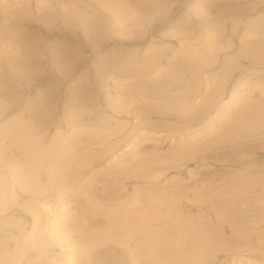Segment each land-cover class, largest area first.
<instances>
[{
    "label": "rangeland",
    "instance_id": "374dc122",
    "mask_svg": "<svg viewBox=\"0 0 264 264\" xmlns=\"http://www.w3.org/2000/svg\"><path fill=\"white\" fill-rule=\"evenodd\" d=\"M7 1L0 264H264V0Z\"/></svg>",
    "mask_w": 264,
    "mask_h": 264
},
{
    "label": "bare ground",
    "instance_id": "6f19581e",
    "mask_svg": "<svg viewBox=\"0 0 264 264\" xmlns=\"http://www.w3.org/2000/svg\"><path fill=\"white\" fill-rule=\"evenodd\" d=\"M20 1H21V0H20ZM22 1H23V2H22ZM22 1H21V2H22L23 4L27 3V4L29 5V3H28V2H30L29 0H28L27 2H25L26 0H25V1L22 0ZM69 1H70V0H69ZM75 1H76V0H75ZM5 2H6V1H5ZM7 2H9V1H7ZM10 2H12V1L10 0ZM10 2H9V4H10ZM14 2H15V1H14ZM24 2H25V3H24ZM72 2H74V0H72ZM72 2H71V3H72ZM15 3H17V2H15ZM15 3H14V4H15ZM32 3H33V2H32ZM74 3H75V2H74ZM77 3H78V2H76L75 4H77ZM79 3H80V2H79ZM5 4H6V3H5ZM20 4H21V3H20ZM27 4H26V5H27ZM67 4H68V3H67ZM67 4H66V9L68 8V7H67V6H68ZM16 5H17V4H16ZM34 5H37V6L39 7L38 2H37V4H34ZM40 5H42V4H40ZM71 5H72V4H71ZM80 5H81V4H80ZM9 6H10V5H9ZM13 6H14V5H13ZM62 6L64 7V5H62ZM72 6H73V5H72ZM83 6H84V5H83ZM10 7H11V6H10ZM19 7H20V5H19ZM19 7H16V8H19ZM24 7H25V6H24ZM6 8H7V7H6ZM14 8H15V7H14ZM27 8L29 9V7H27ZM2 9H3V8H2ZM7 9H8V8H7ZM20 9H21V8H20ZM24 9H25V10H24ZM24 9H23V11H27V10H26V7H25ZM36 9H37V8H36ZM43 9H44V6H43ZM66 9H65V11H68V10H66ZM71 9H72V8H71ZM74 9H75V8H74ZM0 10H1V8H0ZM3 10H5V8H4ZM10 10H11V9H10ZM16 10H17V9H16ZM41 10H42V6H41ZM48 10L50 11V9H48ZM63 10H64V9H63ZM19 11H20V10H19ZM19 11H17V13H18ZM21 11H22V9H21ZM29 11H30V10H29ZM32 11H34V10H32ZM35 11H36V10H35ZM43 11H44V10H43ZM54 11H55V10H54ZM54 11L51 9L50 12H51V14L53 15V16H52V15H51V16H52L54 19H56V18L54 17L55 14L52 13V12H54ZM56 11H58V10H56ZM0 12L2 13V10H1ZM5 12H7V11H5ZM41 12H42V11H41ZM41 12H40V13H41ZM50 12H49V13H50ZM61 12H62V11H61ZM75 12H76V11H75ZM75 12H73V13H75ZM14 13H15V10H14ZM14 13H11V14H14ZM22 13H23V12H22ZM26 13H27V12H26ZM34 13H35V12H34ZM43 13L45 14V12H43ZM58 13H59V12H58ZM66 13H67V12H66ZM66 13H63V15L65 14L66 17H68L70 14H73V13H67V15H68V16H67ZM3 14H4V13H3ZM7 14H8V13H7ZM77 14H78V13H77ZM8 15H10V14H8ZM16 15H17V14H15L14 16H16ZM22 15H24V14H22ZM36 15H38V16L41 17L40 14H37V13H36ZM63 15H61V16L63 17ZM3 16H4V15H3ZM5 16H6V15H5ZM11 16H13V15H11ZM18 16L22 17V16L20 15V13H19ZM18 16H17L16 18H18ZM31 16H32V15H31ZM38 16H36V19H38L37 22L39 23V21H40L39 18H40V17L38 18ZM55 16H56V15H55ZM59 16H60V15H59ZM65 16H64V17H65ZM76 16H78V15H76ZM79 16H80V18H81L82 15L80 14ZM25 17H26V20H27V18H28V21H29V22H30L32 19H35V18H33V16H32V17H29V16L27 17V16H25ZM42 17L45 18V16H42ZM64 17H63V19H64ZM66 17H65V19H66ZM70 17H71V15H70ZM72 17H73V18H70V19H73V21L71 20V22H74V20H75L74 17H75V16L72 15ZM14 18H15V17H14ZM16 18H15V19H16ZM31 18H32V19H31ZM48 18H49V17H48ZM53 18H52L51 20H53ZM57 18H58V17H57ZM75 18H76V17H75ZM80 18H77V19H80ZM82 18H83V17H82ZM2 19H3V18H2ZM9 19H10L11 22H12V17L9 18ZM15 19H13V20H15ZM19 19H20V18H19ZM19 19H17V21H20ZM29 19H30V20H29ZM36 19H35V20H36ZM59 19H60V18H59ZM70 19H69V20H70ZM77 19H76V20H77ZM0 20H1V19H0ZM21 20H22V19H21ZM26 20H25V21H26ZM45 20H49V19H45ZM51 20L49 21V24H50V25H51V23L53 22V21L51 22ZM60 20H62V19H60ZM81 20H82V19H81ZM81 20H79V21H80L79 24L81 23ZM7 21H9V20H7ZM28 21H26V22H28ZM54 21H55V20H54ZM65 21H67V20H65ZM77 21H78V20H77ZM82 21H83V20H82ZM4 22H5V21H4ZM9 22H10V21H9ZM20 22H21V21H20ZM20 22H19V23H20ZM33 22H36V21H33ZM33 22H32V24H33ZM62 22H64V20H62ZM1 23H2V22H1ZM1 23H0V25H1ZM13 23H14V22H13ZM16 23H18V22H16ZM23 23H25V22H23ZM23 23H22V24H23ZM40 23H42V25H43V23L46 24V23H48V22L46 21V23H45V22H40ZM54 23H55V22H54ZM59 23H61V22H59ZM67 23H70V22L67 21ZM2 24H4V23H2ZM7 24H8V23H7ZM7 24H6V25H7ZM30 24H31V23H30ZM81 24H83V23H81ZM6 25H4V26L6 27ZM18 25H19V24H18ZM36 25H37V24H36ZM1 26H3V25H1ZM12 26H13V25H12ZM27 26H28V24H27ZM29 26H31V25H29ZM47 26H48V25H47ZM80 26H81V25H80ZM14 27H15V26H14ZM18 27H19V26H18ZM32 27H33V26H32ZM35 27H36V26H35ZM39 27H40V26H39ZM39 27H37V28H39ZM43 27H44V26H43ZM43 27H42V28H43ZM50 27H52V26H50ZM0 28H1V27H0ZM15 29H16V28H15ZM23 29H25V28H23ZM26 29H27V28H26ZM44 29H45V28H44ZM48 29H51V28H48ZM0 30H3V28L0 29ZM5 30H7V29H5ZM45 30H46V29H45ZM14 31H15V30H14ZM25 31H26V30H25ZM48 31H50V30H48ZM48 31L46 30V33H47ZM51 31H52V30H51ZM10 32H11V31H10ZM12 32H13V31H12ZM20 32H21V31H20ZM22 32H24V31L22 30ZM29 32H30V31H29ZM5 33H9V32L4 31V39H3V42H6V40H7V42H9V43H6V44H13V43L11 42L12 40H11V41H8V39L5 38V35H6ZM13 33H14V32H13ZM48 33H50V32H48ZM27 34H28V33H27ZM16 35H18V34H16ZM28 35H29V34H28ZM20 36H21V35H20ZM23 36H24V35H23ZM25 36H26V35H25ZM29 36H30V35H29ZM1 37H2V36H1ZM7 37H8V35H7ZM26 37H27V36H26ZM8 38H11V37H8ZM21 38H22V37H21ZM27 38H29V37H27ZM30 38H31V37H30ZM11 39L14 40V38H11ZM16 39H18V38H16ZM20 40H21V39H20ZM22 40H23V39H22ZM15 41H16V40H15ZM0 42L2 43V41H0ZM10 42H11V43H10ZM17 42H19V41H17ZM19 43L21 44V42H19ZM0 45H2V44H0ZM3 45H4V44H3ZM4 46H5V45H4ZM7 47H8V46H7ZM2 48H3V47H2ZM8 48H9V47H8ZM13 48H16V47L13 46ZM19 48H20V47H19ZM2 50H3V49H1V52H2ZM6 50H7V52H8L9 49H6ZM15 50H16V49H15ZM18 50H20V49H18ZM24 51L27 52V50H24ZM9 52H10V51H9ZM9 52H8V53H9ZM19 53H20V52H19ZM27 53H28V52H27ZM2 54H3V52H2ZM12 54H14V53H12ZM12 54H11V55H12ZM4 55H6V54H4ZM14 55H15V54H14ZM2 56H3V55H2ZM2 56H1V57H2ZM8 56H9V55H8ZM8 56H7V57H4V59H5V58H8ZM12 56H13V55H12ZM15 56H16V55H15ZM31 56H32V55H31ZM28 57H29V56H28ZM32 57H33V56H32ZM35 57H36V58L34 59V57H33L32 60H33V59L36 60V59H39V58H40V57L38 58L37 55H36ZM13 58H14V57H12V59H13ZM23 58H24V56H23ZM30 58H31V57H30ZM10 59H11V58H10ZM10 59H9V60H10ZM15 59H16V57L14 58V60H15ZM7 61H8V59H7ZM10 61H11V60H10ZM10 61H9V62H10ZM23 61H25V60H23ZM36 61L38 62L39 60H36ZM2 62H4V61H2ZM5 62H6V61H5ZM26 62H27V60H26ZM34 62H35V61H34ZM21 63H22V59H21ZM28 63H30V62L28 61ZM0 64H1V63H0ZM3 64L5 65V63H2L1 65L3 66ZM8 64H10V63H8ZM8 64H7V65H8ZM13 64H14V61H13ZM17 64H18V60H17ZM10 65H11V64H10ZM22 65H23V64H22ZM12 66H13V65H11V68H12ZM18 66H20V65L18 64ZM26 66H27V64H26ZM7 67L10 68L9 66H7ZM13 67L15 68V65H14ZM24 67H25V66H24ZM0 68H1V67H0ZM3 68H4V67H3ZM5 68H6V66H5ZM1 70H2V69H1ZM15 70H16V69H15ZM0 78L3 79V80H5V79H21L22 77L20 76V74L17 73V71L14 72V69H12V70H5V69H3V70L0 72ZM32 80H33V79H31V81H32ZM7 81H8V80H7ZM18 81H19V80H18ZM28 82H29V80H28ZM71 93H72V92H71ZM0 109H1V108H0ZM6 110H7V109H6ZM0 112L2 113V110H0ZM3 114H4V113H3ZM25 151H26V150H25ZM12 171H13V170H12ZM13 172H14V171H13ZM13 172H12V173H13ZM16 180H17V179H16ZM16 182H17V181H16ZM19 182H20V181H19ZM263 183H264V182H263ZM254 185H255V184H254ZM1 186H2V185H1ZM251 186H252V185H251ZM255 186H256V185H255ZM19 187H20V185H19ZM21 188H22V187H21ZM252 188L254 189V187H252ZM262 188L264 189V184L260 187V189H262ZM243 189H244V188H243ZM245 190H246V189H245ZM251 190H252V189H251ZM253 191L256 192V189L253 190ZM255 192H253V193H255ZM7 193H8V192H7ZM256 193H257V192H256ZM241 194H243V193L241 192ZM241 194H240V195H241ZM243 198H244V197H243ZM39 205H40L43 209H45L46 211L51 210V207H52L51 204H50L49 202H45V201H39ZM36 217H37V216H36ZM36 219H37V218H36ZM134 225H135V224H134ZM253 226H254V225H253ZM133 228H134V227H133ZM133 228H132V229H133ZM256 228H257V227H256ZM256 232H257V231H256ZM134 233H137V232H134ZM254 233H255V232H254ZM113 235H114V234H112V236H113ZM115 235H116V234H115ZM127 235H128V234H127ZM257 235H258V234H257ZM248 236H249V235H248ZM246 237H247V236H246ZM250 238H251V237H250ZM144 239H145V238H144ZM147 239H148V238H147ZM243 240H244V239H243ZM131 241H132V240H131ZM244 241H245V240H244ZM252 241H253V240H252ZM258 241H259V240H258ZM245 242H246V241H245ZM260 242H261V241H260ZM247 243H248V242H247ZM135 244H136V243H135ZM249 244H250V243H249ZM136 246H137V245H136ZM142 247H143V246H142ZM142 247H141V248H142ZM144 261H146V258H145Z\"/></svg>",
    "mask_w": 264,
    "mask_h": 264
}]
</instances>
